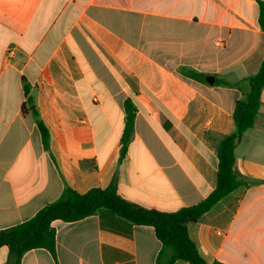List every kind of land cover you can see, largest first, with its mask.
<instances>
[{"label": "crops", "instance_id": "1", "mask_svg": "<svg viewBox=\"0 0 264 264\" xmlns=\"http://www.w3.org/2000/svg\"><path fill=\"white\" fill-rule=\"evenodd\" d=\"M259 1L0 0V231L32 219L66 186L85 194L115 176L118 194L148 210L205 200L242 98L216 83L255 75L264 60ZM29 98L49 149L23 111ZM128 99L135 131L120 161ZM262 103L235 150L250 185L189 226L208 264H264V91ZM52 226L57 258L36 249L22 264H157L162 250L153 227L108 211ZM0 264H13L7 247Z\"/></svg>", "mask_w": 264, "mask_h": 264}, {"label": "trees", "instance_id": "2", "mask_svg": "<svg viewBox=\"0 0 264 264\" xmlns=\"http://www.w3.org/2000/svg\"><path fill=\"white\" fill-rule=\"evenodd\" d=\"M259 5V26L264 32V0ZM181 72L189 78L205 82V75L192 70L182 69ZM217 85L237 88L242 98L237 101L234 111L235 132L221 141L218 147V184L216 189L202 202L184 207L176 212L162 213L148 210L128 202L118 194L116 176L106 189H93L80 194L66 186L61 197L37 213L32 219L0 231V250L7 247L13 257V264H22L24 255L32 250L45 249L57 258L56 230L52 226L56 220L66 223L77 222L103 211L117 216L130 226H151L157 239L162 244L157 264H208L200 255L199 250L189 234L190 224L197 223L210 212L223 198L242 186L250 183L241 179L235 170L236 145L243 135L253 129L260 115L262 93L264 91V60L259 71L248 78L234 83L217 81ZM25 93L29 88L25 85ZM31 98L23 104V111L28 109L37 124L45 149H49L50 134L41 120L39 112L31 106ZM126 123L122 136L121 158L127 155L129 144L134 136L136 107L128 99L125 102ZM212 264H222L214 262Z\"/></svg>", "mask_w": 264, "mask_h": 264}, {"label": "water", "instance_id": "3", "mask_svg": "<svg viewBox=\"0 0 264 264\" xmlns=\"http://www.w3.org/2000/svg\"><path fill=\"white\" fill-rule=\"evenodd\" d=\"M207 81L210 83V84H214V77H208L207 78Z\"/></svg>", "mask_w": 264, "mask_h": 264}]
</instances>
